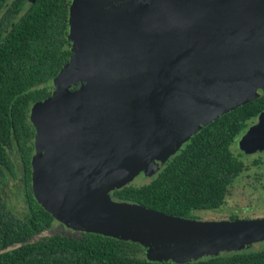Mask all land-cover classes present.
<instances>
[{
	"label": "water",
	"instance_id": "obj_1",
	"mask_svg": "<svg viewBox=\"0 0 264 264\" xmlns=\"http://www.w3.org/2000/svg\"><path fill=\"white\" fill-rule=\"evenodd\" d=\"M196 1H152L150 13L133 6L104 16L94 33L72 49V55L83 50L74 67L78 77L86 86L103 85L88 91L65 88L60 96L33 103L38 105L36 121L56 125L50 137L64 142L60 148L96 152L89 154L100 165L97 184L106 177L114 188L124 185L148 157H165L208 121L264 94V0ZM254 4L259 6L247 8ZM253 7L262 9L260 14ZM105 27L108 32L103 33ZM155 74L167 84L156 96L143 90L148 84L155 87ZM148 122L152 126L146 133L164 135L151 144L143 143ZM257 128L264 130V119ZM133 139L135 147L126 145ZM123 141V147L118 145ZM260 145L258 141L253 147ZM69 174L63 175L67 180L58 176L61 187L57 181L53 188L42 189L36 201L51 216L68 219L84 231L141 246L163 244L151 253L153 260H193L264 239V217L200 220L162 213L112 201L90 187L93 181Z\"/></svg>",
	"mask_w": 264,
	"mask_h": 264
},
{
	"label": "trees",
	"instance_id": "obj_2",
	"mask_svg": "<svg viewBox=\"0 0 264 264\" xmlns=\"http://www.w3.org/2000/svg\"><path fill=\"white\" fill-rule=\"evenodd\" d=\"M66 7L67 0H9L0 12V264H264L263 249L176 262L145 258L137 242L90 231L30 239L50 225L52 216L30 186L34 132L27 112L30 104L51 95L50 81L72 55ZM263 110L261 94L218 115L190 134L146 182L125 183L110 195L184 217H192L193 210L217 208L225 186L243 166L230 142L247 119ZM16 168L21 214L10 210L1 194Z\"/></svg>",
	"mask_w": 264,
	"mask_h": 264
},
{
	"label": "rangeland",
	"instance_id": "obj_3",
	"mask_svg": "<svg viewBox=\"0 0 264 264\" xmlns=\"http://www.w3.org/2000/svg\"><path fill=\"white\" fill-rule=\"evenodd\" d=\"M152 1L154 4L163 5V0H69L67 35L71 43V49H76L77 47L75 43L77 44L78 42L87 39L88 35H90L92 32L94 33V30L100 26L104 16L116 13L117 11L119 12L122 10L132 9L133 6L142 7L143 13H150ZM171 1H173V3L176 5H186L187 3L193 4L196 0ZM227 1L228 0H223L224 3ZM237 1L239 2V0ZM252 6L259 5H249L247 8ZM251 10L256 14H260L262 11V9L258 7H253ZM105 24L107 26L111 25L109 22ZM107 28L108 27H105L103 33L108 32L106 31ZM161 35H163V33H161ZM79 53L82 54L83 50L82 52L79 51L75 54L73 52V55L61 68L57 77L52 79L50 82L55 87L54 92H52V96H60L62 92L65 91L64 89L74 80L80 82L77 87L78 89L84 91H88L87 89L89 88L97 86L100 87L103 85L99 82V84H96V86H90V83H87L86 86L85 81L78 77V73L76 70L74 71V69L76 68V61ZM159 72L163 74V66ZM157 76L160 75H153V79L159 80L156 84H154L155 87H147L151 86L152 84H148L147 86L143 87V90H145L146 93L155 96L163 93V87L165 88L167 84L165 82L163 85V78H159ZM121 90H125V88H121ZM145 92H141V94L144 93L145 95ZM134 96L135 95H133V97ZM138 96L143 97V95H137L136 97ZM161 98L163 99V96ZM35 106L33 103L30 104L27 112V119L31 123L34 132L33 137L31 138L32 149L30 156V186L33 196L37 199H40V194L42 193L41 190L44 188H53V184L57 181V187H61V181H63L62 178H64V180L69 179L65 178V176H67V173H70L69 175L76 174L74 176L76 178L73 179H77L78 181H93V185L89 184L90 187H93L99 194L109 198L112 201H126L115 199L110 195V192L114 186L108 184V182L105 180L106 177H104V181L102 183L97 184L99 179L96 172L100 165L99 162H97V158H92V156L89 154L90 152L96 155V152H91L90 150L75 151L76 149H71L75 152H69L64 148H60L59 145L66 146L63 145L64 142L50 137V133L55 129L56 125L52 123L51 126L47 127L36 121L33 114ZM249 119L247 120L242 131H240V133L234 137L229 145L231 152L243 161V167L226 185L222 205H220L218 208L210 210H193L191 212V218L200 220H229L231 219L229 218L230 215H235L237 218L264 217V130H258L257 128L262 125V121L264 119V110L263 112L261 111ZM65 125L67 124L63 122V127H65ZM169 125L170 124H168L166 127H170ZM151 126L152 125H149L148 122V124L145 123L143 127L144 134H146L143 142L145 144L154 143L155 141L162 139L164 136L163 132L160 134L146 133L150 131ZM184 141L186 140H182L178 145H176V147L172 149V151L178 149ZM258 141H261V145L259 147H253L254 144L258 143ZM68 143H70L69 140ZM75 143L78 144L79 142L75 141ZM125 143L126 141H123L118 145L123 147ZM135 144L136 142H134L133 139L130 140L126 145H129V147H135ZM255 149H258L259 152H255ZM172 151L169 152L165 157H163L164 155L161 157L158 155L148 157L145 163L142 165L140 164L139 167L135 168L131 172V175L128 176V180H126L124 183L138 185L146 182L162 166L164 161L174 152ZM120 159L121 158L118 160V165L119 161L120 163L122 162ZM254 160L260 162L256 164V161ZM107 169L108 168L106 167L105 170ZM16 171L15 177H7L5 179L4 185L1 186V194L10 210L16 214H21L23 211V202L20 191V182L17 179L19 176L18 168H16ZM102 171L104 174L105 172L103 168ZM58 176L62 178H59ZM83 231L84 228L78 226L74 222L52 215L50 225L44 230L35 233L30 239H35L42 235L53 232L77 236ZM260 246H264V242H262L261 239L251 241V243H249L244 248L227 249L221 251L219 254L244 251L247 249L258 248ZM142 247L144 249L142 255L145 258L150 259L152 252L157 251L156 249H159L160 247L163 249V244L152 243ZM206 257L209 256L196 257L195 259H202Z\"/></svg>",
	"mask_w": 264,
	"mask_h": 264
},
{
	"label": "flooded vegetation",
	"instance_id": "obj_4",
	"mask_svg": "<svg viewBox=\"0 0 264 264\" xmlns=\"http://www.w3.org/2000/svg\"><path fill=\"white\" fill-rule=\"evenodd\" d=\"M9 2V0H4V2H3V4H2V7H1V9H0V12H1V10L2 9H4L5 8V6H6V4ZM68 8H69V0H67V7H66V32H67V26H68ZM22 9V8H21ZM21 9H19L20 11L19 12H21ZM68 36V35H67ZM69 39V38H68ZM70 40H69V48L71 49V47H70ZM72 50V49H71ZM51 82V81H50ZM51 84V83H50ZM80 84V82L79 81H77V80H74V81H72L71 82V84H69L67 87H66V89L67 90H74V89H76L77 88V86ZM53 85V84H52ZM53 90H52V92H54V85L51 87ZM52 94V93H51ZM257 115V114H256ZM253 117V116H252ZM248 120V119H247ZM247 120L245 121V125H246V122H247ZM250 120V119H249ZM244 128V127H243ZM242 128V129H243ZM242 129H241V131H242ZM238 133H240V132H238ZM237 133V134H238ZM234 139V138H233ZM232 139V140H233ZM232 140H231V142H232ZM230 142V143H231ZM230 147V146H229ZM256 151L255 152H259L258 151V149H255ZM261 153V152H260ZM242 161V160H241ZM254 161H256V160H254ZM243 162V161H242ZM260 161H256V164H258ZM243 167V166H242ZM242 169V168H241ZM234 178V177H233ZM232 178V179H233ZM226 187V186H225ZM224 191H225V189H224ZM263 192H264V190H263ZM223 197H224V192H223ZM219 207V206H218ZM217 207V208H218ZM215 209V208H214ZM235 216V215H234ZM234 218H237L236 216L234 217ZM234 218H232V219H234ZM245 218V217H244ZM262 240V242H264V239H261ZM257 249H263L264 250V246H260V247H258V248H254V249H247V250H244V251H238V252H246V251H249V250H257ZM231 253H237V252H231ZM227 254H230V253H227Z\"/></svg>",
	"mask_w": 264,
	"mask_h": 264
}]
</instances>
